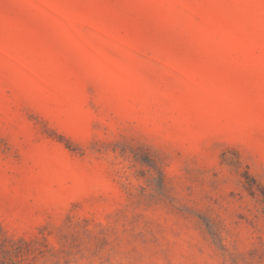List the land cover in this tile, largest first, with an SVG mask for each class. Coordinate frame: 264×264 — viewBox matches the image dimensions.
Returning a JSON list of instances; mask_svg holds the SVG:
<instances>
[{
	"label": "rangeland",
	"instance_id": "1",
	"mask_svg": "<svg viewBox=\"0 0 264 264\" xmlns=\"http://www.w3.org/2000/svg\"><path fill=\"white\" fill-rule=\"evenodd\" d=\"M0 264H264V0H0Z\"/></svg>",
	"mask_w": 264,
	"mask_h": 264
}]
</instances>
